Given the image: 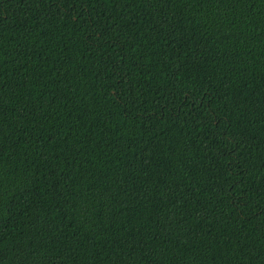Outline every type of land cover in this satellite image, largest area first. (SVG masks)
Instances as JSON below:
<instances>
[{
	"label": "trees",
	"instance_id": "obj_1",
	"mask_svg": "<svg viewBox=\"0 0 264 264\" xmlns=\"http://www.w3.org/2000/svg\"><path fill=\"white\" fill-rule=\"evenodd\" d=\"M0 264H264V0H0Z\"/></svg>",
	"mask_w": 264,
	"mask_h": 264
}]
</instances>
